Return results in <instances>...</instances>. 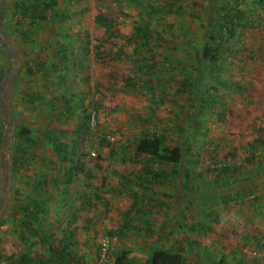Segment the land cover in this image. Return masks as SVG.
<instances>
[{
	"label": "rangeland",
	"instance_id": "374dc122",
	"mask_svg": "<svg viewBox=\"0 0 264 264\" xmlns=\"http://www.w3.org/2000/svg\"><path fill=\"white\" fill-rule=\"evenodd\" d=\"M166 1L83 0L78 8H86L87 12L77 21L34 25L25 40L17 33L12 8L4 13L1 27L11 38L12 53L4 60L0 50V127L6 143L0 148V264H14L24 254L35 261L37 257L48 258L59 245L69 246L70 252L83 256L86 264H112L122 250L126 254L125 264H147L149 250L155 246L177 249V240L185 233L180 222L175 223L173 235L170 231L163 232L158 245H154L155 235L147 236L133 219L124 237L115 234L130 205L129 189L152 197L136 185V176L129 178L133 183L127 186L128 190L120 188L121 182L137 170H134L132 143L142 133L158 132L164 127L168 129V144L182 139L189 142L191 151L187 160L191 162L185 164L187 181L202 193L215 192L217 188L216 195L195 193L199 196L187 208L192 212L198 210L194 215L201 217L207 224L205 227L211 229L203 235L186 232L185 264H264V178L259 179L254 162L238 167L250 147L254 153L260 151V158L264 153V6L257 0H217L213 25L209 26L207 6L211 0H178L175 7L183 8L181 14L174 13ZM221 6L237 11L243 21L234 27L232 38H227V31L221 33L225 38L222 45L225 55L219 60L221 67L212 74L204 73V83L208 89L216 88L213 94L220 104H215L212 116L202 113L196 129L179 133L174 126L189 117L195 103L185 100L186 97L174 102L175 86L169 81L159 88L169 102H158L152 101L143 90L132 93L125 89V79L137 75L144 80L138 65L147 69L153 63L159 68L163 64L171 67L176 64L175 72L179 76L192 73L194 58L189 50H176L167 41L181 44V31L187 33L185 40L191 42H196L195 39L202 42L207 29L215 36ZM96 15L111 21L114 38H109L95 23ZM145 23L152 37L159 35L162 40H149L143 48L139 43L134 52L135 44L126 45L123 40L127 37L134 40L133 28ZM26 28L20 30L24 32ZM86 39L90 41L91 53L83 60L79 47ZM56 40L61 44L71 43L64 64L53 57ZM122 45L130 58L110 59L111 50L118 52ZM150 56L153 61H149ZM53 64L57 65L56 71L51 67ZM30 95L40 96V100L30 104L27 97ZM67 108H77L76 112L71 111L72 117H68L71 112ZM60 114L65 116V121H59ZM89 115L92 118L88 121ZM19 126L28 127L34 137H43L42 132L48 130L62 136L70 147L74 142V154L69 156L72 162L44 146L34 151L33 162L11 172L10 148ZM100 139L106 140L108 147H104L105 143L100 146ZM209 156L235 166L237 175L243 176L244 182L237 188L239 199L229 211L222 207L218 197L225 190L210 185L211 177L206 170L212 165ZM144 160L134 161L144 165L147 163ZM61 164L73 166L74 172L67 185L55 190L53 180L63 181L65 173ZM154 168L169 177L154 184L156 195L162 196L158 197L162 202L159 204L175 207L169 187L176 184L178 177L169 167ZM39 180L46 183L45 190L39 191L36 185ZM191 185L188 186L194 188ZM28 204L34 211V206L39 210L36 221H26L27 215H22L21 207ZM159 208L162 209L159 213L152 211L146 220L158 223L164 211L163 206ZM207 211L212 215L206 217ZM69 236L71 240L66 242ZM105 249V258L101 260Z\"/></svg>",
	"mask_w": 264,
	"mask_h": 264
},
{
	"label": "trees",
	"instance_id": "16d2710c",
	"mask_svg": "<svg viewBox=\"0 0 264 264\" xmlns=\"http://www.w3.org/2000/svg\"><path fill=\"white\" fill-rule=\"evenodd\" d=\"M83 1V0H80ZM79 0H0V50L2 52V57L7 58L12 53V41L8 34H5L1 27V22L3 21L2 17L4 13L12 8L13 14L16 18L15 26L17 27V33H19L23 39L25 40L28 35H30L32 32L29 30L30 27L36 26H46V23L51 22V24L55 23H61L62 25L69 20L77 21L79 17L82 15L84 16V13L87 12L86 8L79 9L80 5ZM133 1V0H129ZM135 2L138 0H134ZM169 1V2H168ZM175 2L178 3V0H167L166 3L168 7L174 11L176 14L184 13L182 10L183 8L178 5V7H175ZM217 0H211L207 6V8H210V13L207 15L208 17V25H213L211 23L212 21V15L215 14V11L217 10L215 6ZM258 4L264 6V0H257ZM219 12L221 13V17L217 24V30L215 36H211L209 30L207 29L202 34V42H198L199 40L195 39L196 42H191L190 40H185L187 37V33L185 31H181L180 38H181V44H178L177 42H173L171 40H168L167 43H172L173 47L177 50L178 48L189 50L191 56L194 58V67L192 69V73L184 74L179 76V73L175 72L176 69H178V65L174 64L172 67L170 64H163V67L158 66V64H151L150 66L145 68H142L138 65L137 70L142 73V76L144 80H140L137 75L129 76L125 79V89H129L132 93L137 90H143L145 94H148L152 101H163V102H169L168 98H164L165 94L163 91H160L159 88L162 89V86L165 81H169L172 85L175 86V92L174 97L177 99L174 100L176 102L177 100H180L182 98H185V100L189 101L190 103H195L193 107L192 113L189 115V117L183 121L174 126V128L179 131V133L184 132L185 130H188V132L193 128L196 129L198 127V124L200 123V117L203 115L202 113H207L208 115L212 116L215 109V104H220L219 101L216 99V95L213 94V91L216 88H207V85L204 83L205 77L204 73L212 74L213 72H217V70L220 69V63L219 60L223 58L225 55L222 50L224 49L222 47L223 42L225 41V38L221 36L222 32L227 31V38H232L234 35V27L238 25L240 21H243L242 16L237 12L233 11L230 7L221 6ZM95 23L104 29L105 33L109 35V38H114L115 30L112 26V23L109 19L101 16L96 15L94 17ZM147 24L145 23L144 26L140 27V25H137L133 28L132 37L134 38L130 40V38H124L123 43L126 45H130L132 42L135 44L136 48L133 49L134 52H137V47L140 46L146 47L148 45L149 40H162V37L159 35L154 36L151 32ZM26 28L25 31H21L20 29ZM14 31L16 32V28H14ZM158 34V33H157ZM88 37V36H86ZM183 39V40H182ZM204 39V40H203ZM85 44V45H84ZM84 44L80 45V51L82 52V59L86 60L87 56L91 53V49H89L90 41L85 40ZM175 45V46H174ZM71 46V43L68 41L65 44H61L58 40L54 41V47L56 49V52L54 53L55 58H57L58 62L63 63L68 61V55L69 48ZM99 49L98 46L95 47V50L97 51ZM118 52H114L111 50V58L112 60H115V58L124 60L129 59V55H126L123 52V45L118 48ZM153 56L149 57V61H153ZM29 62L26 61L27 67L29 66ZM81 65V63H79ZM53 70L56 71L57 65L53 64L51 66ZM164 67H170V68H164ZM171 72V73H170ZM32 74V72H30ZM159 74V77H154L153 75ZM163 77V78H162ZM179 77L180 80H176V78ZM155 80V84L154 81ZM54 86H56L54 84ZM160 92V93H159ZM158 93V99H155L156 94ZM29 97V103L32 104L35 101L40 100V96L36 95H30ZM62 97V96H60ZM184 100V101H185ZM42 101V100H41ZM50 105V101L47 103ZM203 108V111H200ZM76 109H70L67 108L66 111H72L73 113L76 112ZM65 111V113H67ZM72 112H68V117H72ZM62 117L59 119V121L63 120L65 121V116L63 114H60ZM91 115L87 116L88 121L91 119ZM1 123V122H0ZM2 124V123H1ZM30 126V125H26ZM26 126H19L16 127L14 131V140H12V148H10V154H11V161L13 163V167L11 169V172H16L18 169H21L27 165H29L34 160V151L38 147H44L48 146L51 148V150L59 155L62 156L63 159H66L68 162L70 160V163L72 162V158L69 156L74 154V142H72L71 147L69 144L65 141V139H62L63 137H59L58 134H56L55 131H43L42 136L43 137H36L33 136V133L29 130ZM31 127V126H30ZM79 126L77 127V133H79ZM2 128L0 127V148H3V145H5V136L2 133ZM167 128L164 127L158 132H144L139 138H136V140L132 143V155H133V164H134V170L137 168V172L133 171L128 178H125V181L121 182L120 188L122 189H129L127 187L128 185L132 184L133 181H129V178L131 176H136L135 181L136 185L139 188H142V190L146 193L152 194V197L148 198L145 195L141 196L136 191H133L129 189V191L132 193L131 195V201L129 207L126 209V214L123 217V223H121L117 229L115 230V234L118 235V238L124 237L125 232L128 231L130 226L131 219L136 220V225L143 228L144 233H146L147 236H153L155 235V241L154 245H158L163 232L170 231L169 234L173 235L174 233V225L176 222H180L181 228H184L185 233H183L182 237H179V240H177V249L173 250H165L161 247L155 246V248H152L149 250V253L147 255V264H185L186 258H185V251H184V244L188 243L186 236L187 231H193L194 233H198V235L205 234V231L210 230L211 226H206L205 221L201 219V217H196L195 210L194 212L191 211V209H187L190 207L191 202H193L197 196L205 195V194H214V190L204 192L202 193L199 190V187L191 185L187 180L189 178L188 175V166L185 167V164H190L191 161L187 160V156L190 154L191 147L189 145L188 141H183L174 143L173 145L168 144V132ZM205 131L208 130V128L205 127ZM187 132V131H186ZM9 142V141H8ZM5 143V144H4ZM99 145L101 146L103 143H105L104 147H108L109 143L106 142L104 139L98 140ZM130 143H128L129 145ZM249 144V143H248ZM253 147H250L248 150V154L245 158L242 159V162L238 164V167L243 168L244 165H249L250 163L254 162L256 163V169L257 173L260 178H264V162L261 160H264V153H262V157L260 158V151L259 153H254ZM111 149V148H110ZM109 149V151H110ZM127 149V148H126ZM123 150V149H122ZM63 154V155H62ZM209 155H212V153H208ZM208 158L210 160V163L212 165H209L206 167V170L208 174L210 175L211 182L210 185L213 187L214 185L219 186L218 188H222L225 190L224 193L218 194L219 198L222 200V207L227 209L232 208L233 204L238 201L239 199V193L237 192V188L241 186L244 182L243 176H238L236 173V167H231L229 164H226L222 161H215L216 157L212 158V156H209ZM141 160L145 159L147 163L144 165L137 164L134 160ZM214 160V162H212ZM163 165L170 168V171L175 175V177H178V180L176 184L174 185V188L171 190L173 191V200L175 199V207H167L164 205H161L162 202L158 199V197H162L161 195H156L155 193V183H161L160 181L162 179L166 180L168 179V174H164L163 172H160L158 169H155L154 166ZM60 168L63 169L65 172L62 176L61 180L63 181H56L52 183V186L55 190H59L62 185H67L68 180L71 178V175H73L74 168L73 166L65 167L62 164L59 165ZM171 173L169 172V175ZM198 175V173L195 172V176ZM41 180L37 181L36 185L39 187V191L45 190V184L46 183H40ZM247 182V181H246ZM33 184L32 188L33 190H36L37 187ZM191 185L194 188L188 186ZM44 186V187H43ZM171 186V185H170ZM173 186V185H172ZM176 186V187H175ZM35 188V189H34ZM235 190V191H233ZM233 191V192H232ZM155 193V194H154ZM195 193H199V195H196ZM191 194V195H190ZM194 195V196H193ZM155 197V198H154ZM192 198V200H189ZM98 199V198H96ZM189 200V201H188ZM159 201V202H157ZM256 204L257 202H255ZM161 203V204H159ZM158 206V209L156 208ZM163 206L164 211H162V216L160 218V221L158 223H152L150 220H146V217L149 213L152 211H156L159 213L162 209L159 207ZM36 210L34 211L31 207H29V204L26 206L21 207L22 215L26 216V221L30 222L36 221L38 218H36L39 214V210L36 206H34ZM89 207V205H88ZM186 208V209H185ZM198 211V210H196ZM167 215V218H166ZM206 217H209L212 215L211 211H207V213L204 214ZM131 216V218H129ZM25 221V222H26ZM74 221V219L72 220ZM23 222V226L24 223ZM204 231V233H203ZM157 234V235H156ZM108 235L112 236V233L109 232ZM251 238V236L249 237ZM157 239V240H156ZM256 239V237H255ZM71 240L70 237H66V242H69ZM224 246H220L219 249L224 250ZM38 260L31 259L28 254H24L21 256V259L17 260L16 262H13L14 264H86L85 258L83 256H77L73 252H70L69 246H61L54 248V250L51 251L48 258L43 257H37ZM126 262V254L122 250L118 252L115 256L114 262L112 264H125Z\"/></svg>",
	"mask_w": 264,
	"mask_h": 264
},
{
	"label": "built area",
	"instance_id": "2783aa9c",
	"mask_svg": "<svg viewBox=\"0 0 264 264\" xmlns=\"http://www.w3.org/2000/svg\"><path fill=\"white\" fill-rule=\"evenodd\" d=\"M105 251H106V249H105L104 252L102 253L103 255H102L101 258H100L101 260L105 258V255H104V254H105Z\"/></svg>",
	"mask_w": 264,
	"mask_h": 264
},
{
	"label": "crops",
	"instance_id": "0c3cea01",
	"mask_svg": "<svg viewBox=\"0 0 264 264\" xmlns=\"http://www.w3.org/2000/svg\"><path fill=\"white\" fill-rule=\"evenodd\" d=\"M176 187V186H175ZM174 188V185L169 187V192ZM70 237V236H69Z\"/></svg>",
	"mask_w": 264,
	"mask_h": 264
}]
</instances>
